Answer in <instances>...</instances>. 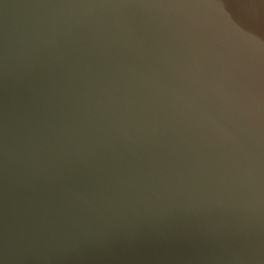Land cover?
Returning a JSON list of instances; mask_svg holds the SVG:
<instances>
[{"label":"water","instance_id":"1","mask_svg":"<svg viewBox=\"0 0 264 264\" xmlns=\"http://www.w3.org/2000/svg\"><path fill=\"white\" fill-rule=\"evenodd\" d=\"M0 264H264V0H0Z\"/></svg>","mask_w":264,"mask_h":264}]
</instances>
